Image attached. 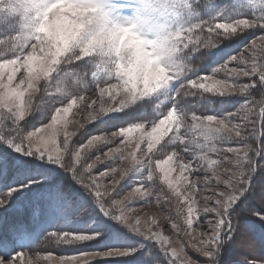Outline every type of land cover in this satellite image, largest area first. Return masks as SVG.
<instances>
[{
	"label": "snow or ice",
	"instance_id": "1",
	"mask_svg": "<svg viewBox=\"0 0 264 264\" xmlns=\"http://www.w3.org/2000/svg\"><path fill=\"white\" fill-rule=\"evenodd\" d=\"M258 181L264 0H0V264H226Z\"/></svg>",
	"mask_w": 264,
	"mask_h": 264
},
{
	"label": "rangeland",
	"instance_id": "2",
	"mask_svg": "<svg viewBox=\"0 0 264 264\" xmlns=\"http://www.w3.org/2000/svg\"><path fill=\"white\" fill-rule=\"evenodd\" d=\"M257 98H259V94H257ZM210 107L212 108H220V105L213 104ZM229 107V106H225ZM101 168V170L104 169V165L98 166ZM264 183V181H258V187L255 196L252 200L249 201V206L252 207H258L260 204L261 197L264 196V192H262L260 184ZM139 206V205H138ZM23 211V213H22ZM142 213H154L156 212L155 207H144L141 209ZM20 216L19 218L24 217V215L28 212L30 214V210L24 205V204H18L14 212L8 214L7 219L10 218V216L13 213H17ZM22 213V214H21ZM247 216L246 212L241 213V217L244 218ZM10 221V220H9ZM242 229L245 231V235L241 240H238L237 243L233 246L232 250L226 255L225 260L226 264H238L239 261L244 259L245 257L253 256L256 257L264 256V244H262L259 240V232L260 229L257 226L254 231L248 232L244 226L242 225ZM166 234H170L166 231ZM44 248H50L54 249L55 252H58L59 249L56 248L53 244H45V246L42 245ZM189 255L193 260L196 261H203V257L199 256L194 251L189 250Z\"/></svg>",
	"mask_w": 264,
	"mask_h": 264
},
{
	"label": "trees",
	"instance_id": "3",
	"mask_svg": "<svg viewBox=\"0 0 264 264\" xmlns=\"http://www.w3.org/2000/svg\"><path fill=\"white\" fill-rule=\"evenodd\" d=\"M22 214V213H21Z\"/></svg>",
	"mask_w": 264,
	"mask_h": 264
}]
</instances>
